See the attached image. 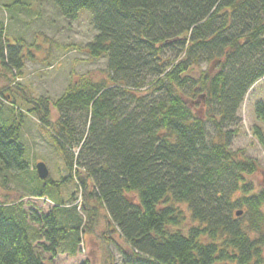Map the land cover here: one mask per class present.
Segmentation results:
<instances>
[{
	"label": "trees",
	"instance_id": "obj_1",
	"mask_svg": "<svg viewBox=\"0 0 264 264\" xmlns=\"http://www.w3.org/2000/svg\"><path fill=\"white\" fill-rule=\"evenodd\" d=\"M53 1L70 21L90 12L86 50L107 69L74 76L54 101L29 97L16 80L24 45L0 22L1 183L53 204L0 201V264L76 255L101 210L123 264H264V173L257 184L260 164L229 143L264 80V0ZM19 95L64 161L60 180L29 172ZM254 110L264 123V99Z\"/></svg>",
	"mask_w": 264,
	"mask_h": 264
},
{
	"label": "rangeland",
	"instance_id": "obj_2",
	"mask_svg": "<svg viewBox=\"0 0 264 264\" xmlns=\"http://www.w3.org/2000/svg\"><path fill=\"white\" fill-rule=\"evenodd\" d=\"M13 2L14 0H0V22L4 23L6 35L11 42L19 39L24 45L23 75L16 80L27 96L54 101L66 90L74 76L89 72L100 77L101 72H105L106 60H92L86 50V45L94 36L90 12H85L77 20L70 21L61 13L53 0H22V3L17 1L16 6L20 11L14 10L17 18H13L11 11L8 10ZM262 99H264V80L253 86L246 95L238 111L239 124L231 127L232 130L238 129L229 142L232 151L260 164L261 170L253 177L257 184L261 183L264 173V146L255 136L254 130L259 126L264 131V123L257 118L254 103ZM3 101L5 105H10L6 100ZM17 103L19 107L17 110L24 112L23 139L28 157L32 161L29 172H32L37 163L42 161L49 169V176L60 180L61 176L66 174L62 157L54 149L53 142L41 127L35 114L28 112L30 105L25 103L23 96L17 97ZM52 114L56 118L55 110ZM210 132L214 133L211 126ZM1 182L2 178H0V201L22 202L26 210L42 209L45 212L53 206L42 198L20 199L23 192L16 189V182L13 179L9 180L6 186ZM63 191L64 197L68 199L71 191L73 194L76 193L77 187L70 182L63 187ZM80 195L78 192V201L83 198ZM82 214L85 220L90 219L88 214L84 212ZM85 224L83 241L76 255L62 252L55 261L51 262L49 255L43 252L46 260L51 264H123L118 248L108 241L110 235L107 231L108 219L105 211L101 210L95 220L85 221ZM32 225L41 228L40 224L32 223ZM115 236L118 238L117 234ZM116 240L124 247L125 244L120 238Z\"/></svg>",
	"mask_w": 264,
	"mask_h": 264
},
{
	"label": "water",
	"instance_id": "obj_3",
	"mask_svg": "<svg viewBox=\"0 0 264 264\" xmlns=\"http://www.w3.org/2000/svg\"><path fill=\"white\" fill-rule=\"evenodd\" d=\"M36 168H37V172L40 178L42 179L48 178L50 172L45 162H42V161L38 162L36 165ZM241 213H242L241 211L237 212L238 215H241Z\"/></svg>",
	"mask_w": 264,
	"mask_h": 264
}]
</instances>
